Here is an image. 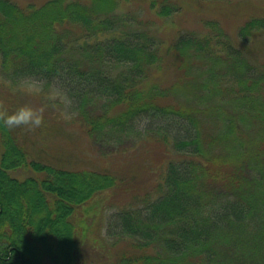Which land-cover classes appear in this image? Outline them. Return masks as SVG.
I'll list each match as a JSON object with an SVG mask.
<instances>
[{"label":"trees","instance_id":"16d2710c","mask_svg":"<svg viewBox=\"0 0 264 264\" xmlns=\"http://www.w3.org/2000/svg\"><path fill=\"white\" fill-rule=\"evenodd\" d=\"M145 1L162 21L185 4ZM130 2L0 0V75L64 97L78 144L97 148L72 168L29 159L0 111V264H77L76 215L111 201L108 230L129 249L91 246L108 264H264V4L206 0L196 28L160 37L120 13ZM148 149L162 181L142 193Z\"/></svg>","mask_w":264,"mask_h":264},{"label":"rangeland","instance_id":"374dc122","mask_svg":"<svg viewBox=\"0 0 264 264\" xmlns=\"http://www.w3.org/2000/svg\"><path fill=\"white\" fill-rule=\"evenodd\" d=\"M8 1L18 4L19 6L45 2V0ZM205 1L206 0H181V2L185 3L183 4L184 7H181V12L179 15H174L173 20L170 21H162L157 19L153 12L148 11L145 0H131L128 5H125L124 3L123 6L121 5L120 13L130 14V16H137L138 21L141 23H145L147 20L150 22H156V27L153 28L154 32H157L158 36L162 37L163 35L170 34L171 31H174L170 28L172 27V24H181L182 27H187L189 30H192L191 28H196L199 14L196 12L204 14L203 11H207L197 7L203 6V2L205 3ZM222 2H224V4L227 3L228 6H230V3L234 2L246 3V5L250 2H260L264 4V0H222ZM196 3L197 5H195ZM229 8H232V6ZM246 8L247 7L244 9ZM226 10H228V8ZM228 12L230 13V11ZM230 14H237L238 16L239 13L232 12ZM188 15H190L194 22L189 20ZM230 24H234V21H231ZM230 28L233 30L231 32L236 33V25H230ZM182 31L184 32L186 29L181 28L180 32ZM260 60L264 61V56L262 53ZM42 86V82L32 78H23L15 80L14 82H9L3 75H0V111L11 113L20 105H30L37 109L43 108V120L46 122L43 121L41 125L36 127H29L28 125H19L15 127L17 129L18 136H20L21 140L24 142L25 151L29 159L45 161L60 168H72L76 166L88 165L86 164L88 161L87 157L91 156L92 158H95L96 156L93 152L96 151L97 153V148L92 149L88 147L87 143L83 142L84 139H82L83 141L81 140V144H78L75 137L79 131L74 127V125H72V123L68 122V118L70 117L69 114H71L69 104L67 101H65L64 97L60 95H49L48 98L45 97V89L43 90ZM71 115L73 116V114ZM147 124L148 121L145 120L142 125L144 127ZM69 135H72L74 139H68ZM69 141L73 142V145L69 147L71 149V153L69 155L64 154L62 157H59L54 152H51L52 150H49L54 149L57 146V143L60 145H66ZM147 152L148 154L150 153V155L144 160V163L148 166L149 172L144 176L145 179L149 177L150 180L148 185L147 183L145 184L147 188H145L142 193L145 190L150 189L159 191V184L162 181L160 179L161 167H158V165L156 166L151 161V159H158L157 153L159 150L148 149ZM111 158L113 157L106 159ZM125 161L128 162L129 159H125ZM94 166L97 167L98 163H95ZM33 174L34 173L32 171L23 168L16 169L12 172L13 176L19 178H25L27 176H32ZM116 204L117 203H115V201H111L105 202L101 208L99 205H96L91 209L86 206L85 215L81 213L82 211L78 212L76 215L79 223L84 224L87 227L85 234L86 236L83 239V248H79V260L77 264H97L98 258H101L102 264H108L106 254L104 255V253L94 252L96 249H94V247L93 250L91 249V246H96L97 243H101L100 241H102L104 245L108 246L116 241V245L114 247L115 250L118 248L122 252H126L125 250L129 249L126 247L127 245L125 244L124 240L116 239V237L112 236L108 230L110 228L109 222L111 216L116 213V211H118ZM78 231L77 238L80 239L79 233L81 231L80 229H78ZM100 246L101 244L97 245V247L102 248ZM88 250H91L92 254L89 253L90 251ZM116 254L117 252L114 253L116 257L113 258V263L117 262L118 256Z\"/></svg>","mask_w":264,"mask_h":264},{"label":"clouds","instance_id":"9594fccd","mask_svg":"<svg viewBox=\"0 0 264 264\" xmlns=\"http://www.w3.org/2000/svg\"><path fill=\"white\" fill-rule=\"evenodd\" d=\"M43 122V108H33L30 105H20L11 113L3 115L5 126L12 128L19 125H28L36 127Z\"/></svg>","mask_w":264,"mask_h":264}]
</instances>
